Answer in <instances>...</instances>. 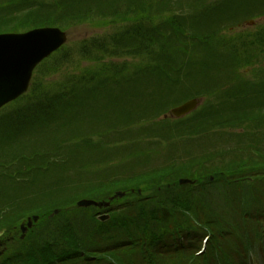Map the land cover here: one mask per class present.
Listing matches in <instances>:
<instances>
[{"label":"rangeland","instance_id":"1","mask_svg":"<svg viewBox=\"0 0 264 264\" xmlns=\"http://www.w3.org/2000/svg\"><path fill=\"white\" fill-rule=\"evenodd\" d=\"M18 1L0 0L1 32L54 27L65 41L0 108V264L40 247L43 264L227 263L224 251L264 264L263 242L245 249L264 239V43L252 40L264 0H140L154 20L144 31L131 18L138 37L109 16L136 0H33L35 27ZM52 11L61 23L47 24Z\"/></svg>","mask_w":264,"mask_h":264},{"label":"water","instance_id":"2","mask_svg":"<svg viewBox=\"0 0 264 264\" xmlns=\"http://www.w3.org/2000/svg\"><path fill=\"white\" fill-rule=\"evenodd\" d=\"M64 41L63 32L54 27L37 28L26 33L0 34V108L28 90L34 66ZM196 105L197 101L191 100L174 109V112L182 115ZM108 204L88 199L79 202L80 206L85 207ZM107 217L108 215L102 216L100 219ZM31 224L29 221L28 226ZM26 230L27 228L23 229L24 232Z\"/></svg>","mask_w":264,"mask_h":264},{"label":"trees","instance_id":"3","mask_svg":"<svg viewBox=\"0 0 264 264\" xmlns=\"http://www.w3.org/2000/svg\"><path fill=\"white\" fill-rule=\"evenodd\" d=\"M33 0H19L18 2H17V4H16V6H15V9L17 10V11H15V12H12V13H26L27 15L28 14H30L29 16H31V13H32V16H31V18L33 19L32 20V24H33V26L32 27H35V26H41V25H43V22H40L38 19H36V17L35 16H33L34 14H39V13H41L39 10H40V8L43 6L42 5V3H39V4H36V3H34V2H32ZM57 1L58 0H54V1H52L51 3H49V4H53V5H50L51 7H58V5H57ZM140 0H136V4L133 6V7H130V8H126V9H122L120 12H118V13H116V12H111V14H109V16H112V17H118V18H120L121 20H122V23H125L124 24V26H125V28H126V32L128 33V34H131V33H133V35L135 36V37H138V30H139V25H138V21H135L136 22V27H134L133 25H132V20H131V18H133V17H135V16H142V24H143V30L144 31H150L151 30V28H150V25L151 24H153V20H154V18L152 17V16H150V15H148V12H147V10L149 9L148 8V6L147 5H145V4H143L142 3V1L140 2V3H138ZM238 1L239 0H237V3H238ZM241 2V1H240ZM239 4V3H238ZM237 4V5H238ZM110 7H112V6H110ZM220 7V5L218 6V8ZM233 7H237L236 5L235 6H233ZM68 8V7H67ZM230 8L231 7H229L227 10H225L223 13L224 14H226V12L228 11V10H230ZM110 12V11H109ZM142 12H143V14L144 15H146L145 16V21H143V15H142ZM11 13V14H12ZM46 13V12H45ZM198 14H200V13H198ZM240 16H242V15H240ZM13 18V17H12ZM12 18H11V20H12ZM8 21H10L9 19H7ZM45 20H48L47 21V24L48 25H53V24H55V23H61L60 21H59V18H57L56 17V13L54 12V11H52V12H50V13H46V19ZM7 21V22H8ZM63 21V20H62ZM165 23V22H164ZM163 23V24H164ZM0 25H1V21H0ZM63 25V24H62ZM2 26V25H1ZM21 25H20V23H18V24H13L12 25V27H14L15 29H13V30H9L10 32H12V31H16L17 29L16 28H19ZM141 27V26H140ZM31 28V27H30ZM2 31V28L0 29V32ZM6 31V30H5ZM252 40L254 41V40H256V42H254L255 44L257 43L258 45H259V43L258 42H263L264 43V38L263 37H261V38H252ZM262 46V45H261ZM150 56L153 58V61L155 60V58L157 59V57H156V55H154L153 56V53L152 54H150ZM70 85V84H69ZM39 90H41V92L40 93H38V94H36V93H33L34 94V96L32 97V99H34V98H39L40 100H41V102L43 103V101H44V99L42 98V96H41V93H43V91H45L44 89H43V87H40L39 88ZM31 91H32V89H31ZM39 96V97H38ZM49 96H47V98H48ZM44 104V103H43ZM16 118L17 119H19V120H21V118H22V116L20 115V114H16ZM24 121V120H23ZM23 121H21V122H23ZM145 210H147V211H150V209L148 210V209H145ZM154 211V210H153ZM136 217H138V214H137V216ZM135 220H136V224H138L139 225V223H138V220H137V218H132V220H131V222L133 223V224H135ZM153 230L154 229H148V230H145L144 232H145V234L143 235V237H148L149 235H151V234H153ZM66 239H67V236H64ZM146 237V238H147ZM15 239V238H14ZM47 248H46V250H47V252L48 253H51L52 251H55V250H57V249H54L53 247H50V245H52V244H44ZM77 246H78V249L80 250V249H82V248H86V245H84L85 247H82L81 245H79V244H77ZM75 248H77V247H75ZM98 249H103V247H97ZM42 249V247H40V248H37V249H31L30 251H29V254H28V258L27 259H24V258H21V261H20V263L21 264H43V263H45V262H48V256L47 255H42V254H40V257H35V254H36V252L37 251H39V250H41ZM88 250V249H87ZM237 252H239V251H237ZM15 253H17L16 255H15V257L13 258V259H10V260H12V261H14V260H16L17 258H18V256L20 255L17 251L15 252ZM90 253V254H89ZM88 256L89 257H94L95 256V258H99V256L98 255H101V257H103V256H107L108 254H109V252H101V250H97V252L96 251H91V250H88ZM233 257V256H232ZM232 257H229L227 254H226V252L224 251L223 253H221V255H220V257H219V259L218 260H220V261H224V262H227V263H223V264H233V263H231L230 261L231 260H233V258ZM83 261L84 262H87V258L85 257V259H83ZM115 262H119L118 264H135L134 262H131V261H126V260H123V259H121V260H119V261H117L116 259H115ZM17 264H18V262H17ZM235 264H237V263H235Z\"/></svg>","mask_w":264,"mask_h":264}]
</instances>
